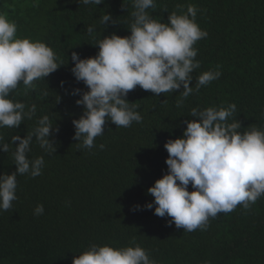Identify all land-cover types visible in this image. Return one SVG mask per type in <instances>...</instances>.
<instances>
[{"label": "trees", "instance_id": "trees-1", "mask_svg": "<svg viewBox=\"0 0 264 264\" xmlns=\"http://www.w3.org/2000/svg\"><path fill=\"white\" fill-rule=\"evenodd\" d=\"M190 4L197 8L196 23L208 33L193 45L200 62L191 74L193 93L177 108L182 87L156 95L137 86L127 100L142 122L124 128L108 121L94 147L85 149L74 139L72 121L83 115V106L76 104L81 95L72 92L89 89L75 79L71 54L94 57L99 51L94 45L103 37L130 35L132 0H104L100 5L39 0L36 6L33 0H0V12L17 24V37L45 43L63 64L34 81V90L20 84L9 97L28 107L35 104L36 114L15 129H0L6 143L13 135L23 138L44 115L59 131L50 137L56 149L52 154L33 137L27 155L32 160L44 157L42 174L17 175V200L8 211L0 210V264H72L73 256L94 244H138L156 264H264V195L249 209L238 205L209 217L206 229L192 232L177 229L169 223L171 217L155 215V205L144 207L154 200L147 189L168 171L165 143L182 136L185 121L198 119L191 117L192 108L234 103L233 119L242 125L238 131L264 129V0H155V8L147 11L168 23L169 14H187ZM105 13L116 23L103 25ZM218 65L219 79L195 91L198 76ZM16 144L8 153L0 151V175L16 171ZM188 190H193L191 184ZM38 204L44 207L39 216L34 214ZM137 205L140 209L134 210Z\"/></svg>", "mask_w": 264, "mask_h": 264}, {"label": "clouds", "instance_id": "clouds-1", "mask_svg": "<svg viewBox=\"0 0 264 264\" xmlns=\"http://www.w3.org/2000/svg\"><path fill=\"white\" fill-rule=\"evenodd\" d=\"M38 3L39 0H33V6ZM78 3L100 5L104 0H78ZM132 5L135 10L131 13L130 35L121 37L112 33L103 37L94 45L99 49L94 57L81 59L78 53L71 54L75 79L83 81L89 89L82 94L80 89L72 92L81 95L76 104L83 106V115L72 121L74 139L81 142L82 148L94 147L95 138L104 134L108 121L124 128L133 122H142L136 106L127 100L129 91L137 86L156 95L173 93L182 87L177 108L182 107L194 91L190 86L191 74L200 67V62L195 59L197 49L193 45L208 36L196 23L197 8L190 4L187 14L172 12L168 23H163L153 19L147 11L155 8V0H132ZM100 22L107 26L115 24L116 20L105 13ZM86 31L92 36L94 28L89 26ZM16 33L17 24L0 12V129H15L25 118L31 120L36 114L35 104L28 107L10 99V94L20 84L26 90H34V81L44 79L63 65L57 63L54 51L45 43L18 38ZM218 69L219 65L215 71L200 74L195 91L219 79L222 73ZM235 112L234 103L226 107L191 109V117L198 119L185 121L187 126L182 136L165 143L168 171L147 189L154 200L144 207L152 209L155 205V215L171 217L170 224L192 232L197 228L206 229L209 217L232 212L238 205L249 209L264 195V129L253 127L250 131H238L242 125L238 119H233ZM58 131L44 115L23 138L13 135L6 143L0 135V151L4 153L18 141L12 151L16 171L0 175V210L8 211L17 200V175L28 174L35 178L42 174L44 157L32 160L27 155L33 137L41 149L52 154L56 149L50 137ZM103 147L101 144L100 148ZM190 184L192 191L188 190ZM140 207L137 205L134 210ZM43 212L42 204L34 209L37 216ZM131 243L135 244V240ZM72 264L156 262L138 244L122 248L94 244L73 256Z\"/></svg>", "mask_w": 264, "mask_h": 264}]
</instances>
